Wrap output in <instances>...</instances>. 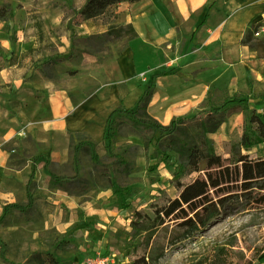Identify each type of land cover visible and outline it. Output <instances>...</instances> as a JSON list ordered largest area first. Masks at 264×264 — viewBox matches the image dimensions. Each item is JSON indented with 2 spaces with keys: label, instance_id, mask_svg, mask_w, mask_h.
I'll return each mask as SVG.
<instances>
[{
  "label": "rangeland",
  "instance_id": "obj_1",
  "mask_svg": "<svg viewBox=\"0 0 264 264\" xmlns=\"http://www.w3.org/2000/svg\"><path fill=\"white\" fill-rule=\"evenodd\" d=\"M55 3L31 0L29 16H39L42 21L41 15L52 10ZM72 11L74 8L67 10V15ZM73 21L74 17L62 27V33L72 41L70 50L62 59L56 55L46 60L52 61V65L57 61L65 63L54 65L50 71L31 73L24 91L45 97L47 90L41 86L49 79L80 99L109 74L126 38L107 35L76 39L71 28ZM257 33L251 44L259 42L257 51L264 54V28L258 26ZM89 52L97 53L98 65L84 59L83 54ZM34 65L38 67L37 62ZM142 69L135 72L136 83L131 93L88 128L45 131L33 126L27 134L19 132L3 144L9 152L8 166L13 176L0 181V189H6L12 198L4 206V213H0V264H78L94 253L111 255L115 264H128L124 232L130 230V214L139 208L149 211V201L160 190L173 195L175 189L170 180L185 171L188 162L186 149H169L163 141L165 134L148 123L154 118L144 98H139L146 86L153 84L152 74L161 69L152 73ZM262 92L256 102L243 98L246 101L235 107L237 119L227 118L208 134L218 152L224 154L230 144L239 140L243 129L250 131L245 121L252 109L264 120ZM0 101L11 107L17 103V95L10 92L8 85H2ZM213 105L181 117L203 116L205 110L216 107ZM13 117L5 124H24L22 115ZM5 124L0 125V138ZM248 152L261 154L263 144ZM263 242L264 206L248 208L241 198L230 200L199 231L167 247L155 264H188L217 254L221 248L227 252L226 259L224 255L220 258L225 263L246 264L253 248ZM256 261H264V252Z\"/></svg>",
  "mask_w": 264,
  "mask_h": 264
},
{
  "label": "crops",
  "instance_id": "obj_2",
  "mask_svg": "<svg viewBox=\"0 0 264 264\" xmlns=\"http://www.w3.org/2000/svg\"><path fill=\"white\" fill-rule=\"evenodd\" d=\"M54 1L52 10L41 15L47 38L38 41L33 25L35 20H41L39 16H29L31 0H0V5L11 6L9 19L0 20V50L4 54L0 86L8 85L10 92L17 95V103L11 107L0 101V125L12 121L16 114L25 121L23 125L5 124L1 133L0 181L13 176L4 143L19 132L27 134L33 126L45 131L88 128L131 93L137 68L147 73L176 68L153 80L147 109L161 124L188 116L208 104L217 106L234 96L256 102L264 89V54L250 47L257 39L255 22L263 17L264 0H141L121 1L98 18L71 23L76 39L106 37L111 24H130L137 33L133 39H123L125 46L109 74L90 93L79 99L49 79L41 86L47 90L45 97L24 91L31 73L50 71L54 65L65 63L57 61L52 65L46 60L64 56L70 50L72 41L62 33V27L86 0ZM73 8L75 11L67 15V10ZM36 11L33 12L39 14ZM72 50L76 55L75 46ZM83 56L88 63L98 65L97 53ZM231 117L237 119L238 113H231L228 118ZM9 194L0 189L1 215L4 206L12 202Z\"/></svg>",
  "mask_w": 264,
  "mask_h": 264
},
{
  "label": "trees",
  "instance_id": "obj_3",
  "mask_svg": "<svg viewBox=\"0 0 264 264\" xmlns=\"http://www.w3.org/2000/svg\"><path fill=\"white\" fill-rule=\"evenodd\" d=\"M121 1L136 3L141 0H86L75 12L74 21L100 17L109 7ZM11 15L9 4L0 5V20L7 21ZM34 32L38 41L47 38L42 21H34ZM106 35L133 39L136 31L130 24L108 26ZM259 42L251 44L257 49ZM64 57L60 56V59ZM4 54L0 50V68ZM169 73L161 70L156 76ZM153 84H148L139 100L147 105ZM264 96V90L262 92ZM246 99L233 97L221 105L205 110L203 116L176 117L167 124L155 119L148 123L165 134V145L175 151L186 149L188 162L186 170L170 180L175 192L158 191L148 203L149 211L135 209L129 216L130 230L125 231L124 255L128 264H155L166 253V248L188 238L203 227L210 217L230 200L243 199L248 208L264 206V120L254 109L246 119L250 131H242L240 138L221 154L212 145L208 134L213 133L235 107ZM233 106L227 107L228 104ZM263 144L261 154H250L251 147ZM264 252V242L253 248L246 264H261L256 261ZM227 252L219 249L217 254L204 256L188 264H231L220 258Z\"/></svg>",
  "mask_w": 264,
  "mask_h": 264
},
{
  "label": "built area",
  "instance_id": "obj_4",
  "mask_svg": "<svg viewBox=\"0 0 264 264\" xmlns=\"http://www.w3.org/2000/svg\"><path fill=\"white\" fill-rule=\"evenodd\" d=\"M264 4V1L262 2ZM263 17L255 22L258 26L264 28V8L262 10ZM258 28V27H257ZM114 258L106 253H94L84 257L78 264H115Z\"/></svg>",
  "mask_w": 264,
  "mask_h": 264
}]
</instances>
